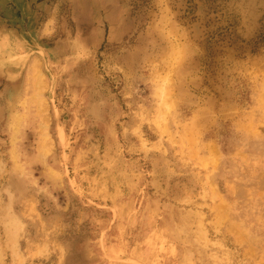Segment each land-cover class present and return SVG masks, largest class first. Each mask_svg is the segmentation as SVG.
I'll use <instances>...</instances> for the list:
<instances>
[{"label": "rangeland", "instance_id": "obj_1", "mask_svg": "<svg viewBox=\"0 0 264 264\" xmlns=\"http://www.w3.org/2000/svg\"><path fill=\"white\" fill-rule=\"evenodd\" d=\"M0 264H264V0H0Z\"/></svg>", "mask_w": 264, "mask_h": 264}]
</instances>
